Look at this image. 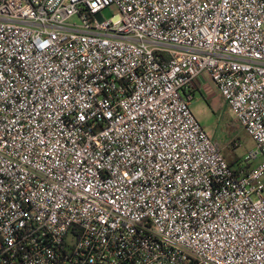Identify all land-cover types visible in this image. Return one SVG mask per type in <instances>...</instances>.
Instances as JSON below:
<instances>
[{"label":"built area","instance_id":"1","mask_svg":"<svg viewBox=\"0 0 264 264\" xmlns=\"http://www.w3.org/2000/svg\"><path fill=\"white\" fill-rule=\"evenodd\" d=\"M0 264H264V0H0Z\"/></svg>","mask_w":264,"mask_h":264},{"label":"rangeland","instance_id":"2","mask_svg":"<svg viewBox=\"0 0 264 264\" xmlns=\"http://www.w3.org/2000/svg\"><path fill=\"white\" fill-rule=\"evenodd\" d=\"M118 13L116 7H111L106 9L103 15L106 19H110ZM72 23L81 24V21L75 18ZM192 111L202 127L223 149L229 163L245 158L251 150L255 149V142L236 120L222 96L217 94L207 98L197 90Z\"/></svg>","mask_w":264,"mask_h":264},{"label":"crops","instance_id":"3","mask_svg":"<svg viewBox=\"0 0 264 264\" xmlns=\"http://www.w3.org/2000/svg\"><path fill=\"white\" fill-rule=\"evenodd\" d=\"M199 91L207 98L214 97L217 94L219 96H221L218 93L215 85L207 77H204V79L202 81H200V89H199Z\"/></svg>","mask_w":264,"mask_h":264},{"label":"trees","instance_id":"4","mask_svg":"<svg viewBox=\"0 0 264 264\" xmlns=\"http://www.w3.org/2000/svg\"><path fill=\"white\" fill-rule=\"evenodd\" d=\"M238 162V161H237ZM237 162H232V163H230L232 166H234Z\"/></svg>","mask_w":264,"mask_h":264}]
</instances>
